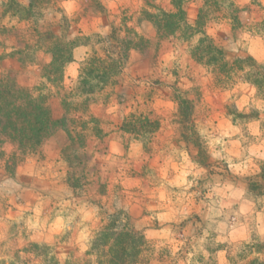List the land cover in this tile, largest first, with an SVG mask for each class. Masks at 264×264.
I'll use <instances>...</instances> for the list:
<instances>
[{
    "label": "clouds",
    "instance_id": "9594fccd",
    "mask_svg": "<svg viewBox=\"0 0 264 264\" xmlns=\"http://www.w3.org/2000/svg\"><path fill=\"white\" fill-rule=\"evenodd\" d=\"M0 264H264V0H0Z\"/></svg>",
    "mask_w": 264,
    "mask_h": 264
}]
</instances>
